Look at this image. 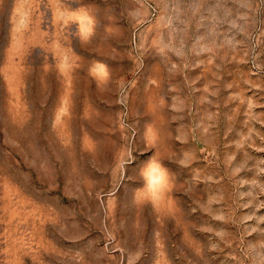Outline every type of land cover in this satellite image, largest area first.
<instances>
[{"label":"rangeland","instance_id":"1","mask_svg":"<svg viewBox=\"0 0 264 264\" xmlns=\"http://www.w3.org/2000/svg\"><path fill=\"white\" fill-rule=\"evenodd\" d=\"M0 264H264V0H0Z\"/></svg>","mask_w":264,"mask_h":264},{"label":"clouds","instance_id":"2","mask_svg":"<svg viewBox=\"0 0 264 264\" xmlns=\"http://www.w3.org/2000/svg\"><path fill=\"white\" fill-rule=\"evenodd\" d=\"M143 175L147 185L149 187H154L164 180L165 169L163 168L162 164L155 161H150L146 165Z\"/></svg>","mask_w":264,"mask_h":264}]
</instances>
